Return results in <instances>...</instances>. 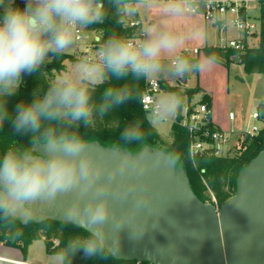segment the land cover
Returning <instances> with one entry per match:
<instances>
[{"label":"clouds","instance_id":"1","mask_svg":"<svg viewBox=\"0 0 264 264\" xmlns=\"http://www.w3.org/2000/svg\"><path fill=\"white\" fill-rule=\"evenodd\" d=\"M194 2L168 0L162 15H183L185 7ZM108 4L118 12L134 14L137 5L150 10L154 0H108ZM104 15L101 0H27L23 8L12 6L9 0L0 16V127L8 124L16 135L29 138L28 144H17L0 155V227L14 228L17 221L27 220L30 209H43L75 191L78 194L64 208L63 215L76 223L82 221L87 232L67 240L48 264H72L81 250L100 260L115 256L118 237H110L109 225L112 232L120 229L145 202L141 196L126 216L111 220V189L116 176L128 169L129 163L123 158L119 168L101 181L103 162L87 150L88 143L73 126L88 127L96 116L103 117L138 99L140 93L127 82L129 79L147 81L162 73L180 79L209 72L216 64L214 55L192 58L178 54L189 37L167 25L150 24L139 42L111 35L94 55L84 57L71 72L53 80L43 95L10 106L24 74L38 71L49 54L67 51L77 31L101 22ZM109 78L125 83L106 87L97 103L95 90ZM182 103L176 92L157 95L148 113L149 121L162 123L173 118ZM146 138L139 119L125 124L119 137L128 145L143 144ZM155 162L176 169L183 166L184 159L178 151L157 152ZM133 187L125 190V196Z\"/></svg>","mask_w":264,"mask_h":264},{"label":"water","instance_id":"2","mask_svg":"<svg viewBox=\"0 0 264 264\" xmlns=\"http://www.w3.org/2000/svg\"><path fill=\"white\" fill-rule=\"evenodd\" d=\"M181 83H186V76ZM87 143V150L105 166L101 181L119 168L123 158L129 163L111 189L113 222L126 216L138 198H145L131 221L115 232L109 225L110 237H118L115 259L146 264H264V150L239 172L235 194L216 207L196 196L183 167L155 162L157 152L166 153L158 146L144 145L131 152L96 140ZM131 185L135 187L125 196ZM77 194L64 195L43 209H30L21 223L51 220L86 231L82 221L63 215Z\"/></svg>","mask_w":264,"mask_h":264},{"label":"trees","instance_id":"3","mask_svg":"<svg viewBox=\"0 0 264 264\" xmlns=\"http://www.w3.org/2000/svg\"><path fill=\"white\" fill-rule=\"evenodd\" d=\"M259 1V31L256 38L259 40L257 46L248 47L243 53H238L232 49H224L219 46H204L201 51L203 55H214L216 63L223 65L227 69L230 64L237 58L246 74H262L264 76V0ZM135 0H133V3ZM104 7L105 15L101 22L94 23L87 28L86 31H92L101 35L99 48L113 34L130 39L137 32V27H131L127 24V15L111 8L108 0H101ZM14 7L23 8L25 5L20 0H14ZM0 7V16L3 15ZM50 61L45 60L44 64L38 71L33 74H24L15 95L10 100L11 104L19 101H26L36 96L43 95L52 82V71H61L65 69V61H74L72 55L65 53L59 55L49 54ZM193 58V57H192ZM197 58V57H194ZM196 74V85L192 88L182 89L180 86L163 85L166 92H176L182 97V107L175 116V120L171 126L172 141L167 143L162 139L157 129L148 119V112L142 107V96L146 89V81L139 82L129 79L127 82L136 87L140 93L138 99L114 108L103 117L96 116L94 122L88 127L83 125L78 127L79 134L86 141H99L103 146L128 148L131 152L139 150L144 145L158 146L169 151H178L183 154L184 164L191 187L196 196L203 202H211L216 207H220L225 201L231 198L236 191V182L239 172L253 160L261 151L264 150V128L255 136H245L238 138L234 146L233 155L217 156L211 151L201 153L194 157L195 163L192 162L190 156V146L194 141L193 136L188 128L182 126L183 106L185 99L188 103H192L195 96L201 94V99L197 104H206L211 110L212 98L208 95L198 83V74ZM125 81H115L111 78L106 79L95 90L94 100L99 103L101 93L106 87L120 85ZM262 118H264V100L257 108ZM142 121L143 128L147 133L146 141L139 145H128L120 141L121 129L133 120ZM209 130H219L214 124H208ZM206 127V128H207ZM207 128V129H208ZM206 129V130H207ZM201 140L213 143L211 138L198 133ZM29 138L26 136H18L14 133L11 126L5 124L0 127V155L6 152L10 147L17 144L26 145ZM87 232L70 223H61L47 220L42 223L29 221L22 224L17 221L14 228L0 227V244L17 248L24 255L27 254L28 247L37 240H43L46 246V252L54 255L61 250L65 242L69 239L83 237ZM134 262V261H133ZM131 262L117 260L110 256L106 260H100L93 256H87L81 250L72 259V264H128Z\"/></svg>","mask_w":264,"mask_h":264},{"label":"built area","instance_id":"4","mask_svg":"<svg viewBox=\"0 0 264 264\" xmlns=\"http://www.w3.org/2000/svg\"><path fill=\"white\" fill-rule=\"evenodd\" d=\"M26 5L27 0H20ZM168 2V0H159ZM259 9L258 0H195L192 6H186L185 10L194 15H199L205 23L215 26L220 33H225L228 29H235L241 36L239 38H224L223 44L220 46L224 49H232L238 53H243L248 47H251L253 40L256 39V34L259 31L258 18L252 17V11ZM127 15V24L131 27H137L138 32L130 38V40L139 42L145 29L144 23L138 17H130ZM85 29L77 31L74 36V41L77 43L74 53L76 60H81L84 57L91 56V53L99 48L100 39L96 37L95 43L86 40ZM99 50V49H98ZM97 50V51H98ZM181 54L198 56L202 54L200 49H186ZM163 85H169V82L162 78H156L146 81V89L142 96V107L149 113L153 104L154 98L164 91ZM231 120L234 119V114L229 115ZM254 121L250 128L241 134L245 136H255L264 128V118H262L258 109L254 111L250 118ZM175 120V119H174ZM214 124L211 118V110L206 104L188 103L185 99L183 106L182 126L188 128L194 138L190 146V156L193 159L201 153L211 151L217 156H220L222 147L227 145L230 140V133L222 130L210 131L208 124ZM208 129H207V128ZM207 129V130H206ZM211 138L213 143H210L199 138V134ZM0 262L3 264H15L13 261L6 259L0 255ZM128 264H146L140 262H131Z\"/></svg>","mask_w":264,"mask_h":264},{"label":"rangeland","instance_id":"5","mask_svg":"<svg viewBox=\"0 0 264 264\" xmlns=\"http://www.w3.org/2000/svg\"><path fill=\"white\" fill-rule=\"evenodd\" d=\"M14 0H12L13 5ZM9 0H4V4H0L1 9L4 11L5 7L8 5ZM168 2H154V6L151 7L150 10L141 9L138 7L139 12L142 15H146L147 18L154 20L153 24L160 25L164 24L167 25L170 29H172L175 32L182 33L185 36L189 37V40L186 42L185 46L178 50V54H181L182 51L186 49L193 50L194 48H197L200 40L202 31L204 30L205 21L203 18L199 15L191 14L190 12H187L185 10L183 15H179L176 17H165L162 15L164 9L166 8ZM259 9H254L252 11V17L253 18H259ZM232 31H235V29H232ZM86 40L88 42H92L96 45L95 39L101 38V35L96 32L87 31L85 33ZM213 42H218L217 40L213 39ZM253 46H257L259 40L256 38L252 41ZM76 42L72 44V46L65 51V54L72 55L74 58L75 48H76ZM96 51L91 53V56L97 52L99 49L98 46L95 48ZM200 56V55H198ZM197 56V57H198ZM192 57V56H191ZM196 57V56H194ZM193 57V58H194ZM47 61H50L51 58H47ZM80 60H76L74 58V61H65V69L61 71L53 70V80L57 79L60 76H63L65 74H68L72 71L74 66L79 62ZM226 69L225 67L219 66L215 64L214 68L206 73H199L200 78H202L203 81H205L208 85H210L212 88L224 89L227 86H229L232 97L236 98L238 101L241 102L246 108L245 110V117L240 119L241 127L240 131L242 132L246 131L250 128V125L254 123V121L249 119V115H251L254 111H256V102L258 100L262 99L264 97V80H260L259 83H257L255 76H250L249 74H246L243 65L240 64V60H235L233 63L230 64L229 68ZM226 69V70H225ZM243 77L245 79V83L242 84L240 80H242L240 77ZM228 77H229V84H228ZM180 81L175 86H180ZM196 84V74L192 73L188 75V83L187 87H192ZM183 89V87H182ZM184 90V89H183ZM166 91H163L161 93H165ZM160 93V94H161ZM197 96H195L196 98ZM194 98V99H195ZM193 99L192 102H195ZM201 99V98H200ZM198 103V102H197ZM259 107V106H258ZM175 119V116L165 122L162 123H152L153 126L157 129L159 134L163 137V140L167 143H170L172 141L171 138V126ZM235 123V122H234ZM232 123L231 120L227 119L224 122L219 121V126L221 129H230L236 123ZM245 138V135L241 133H234L230 136V140L227 145L222 147V150L220 152V155L222 156H230L233 155L234 146L237 143L238 138ZM211 203V202H210ZM0 255H7L6 251L2 248V244H0ZM29 256L27 257L28 261L31 262H38V263H47L49 262V258L53 255H49L46 252V246L43 240H37L34 241L33 244L29 247Z\"/></svg>","mask_w":264,"mask_h":264},{"label":"crops","instance_id":"6","mask_svg":"<svg viewBox=\"0 0 264 264\" xmlns=\"http://www.w3.org/2000/svg\"><path fill=\"white\" fill-rule=\"evenodd\" d=\"M154 2L158 3V2H161V1L154 0ZM137 9H138V7H137ZM129 15H130V17H138L144 23L145 28L148 25L154 23V20H151V19L147 18L146 15H142L139 12V9L134 14H129ZM204 27L205 28L202 31L201 40H200V42H199V44L197 46V49H200V50L206 45H208V46H219L220 47L223 44L222 40L224 38H239L241 36L236 30L232 31V29H228L225 33L222 34L213 25L205 23ZM213 39L217 40L218 42H213ZM201 55H203V54H201ZM192 57H194V56H192ZM216 64L219 65V66L224 67L223 65H220L218 63H216ZM228 69L230 70L231 67L228 68ZM249 75L251 77L255 76L256 80H257V83H259V81L262 80V79L264 80V76L262 74H249ZM237 77H240V76H237ZM158 78H162V79L167 80L169 82L170 86H175L178 83V81H181V78L180 79H174L170 75H168L167 73H162ZM240 78L242 79L240 81L242 82V84H244L245 83V79L243 77H240ZM187 83H188V75L186 76V83H184V84L182 83L183 84V89L192 88V87H194L196 85L195 84L192 87H187L186 86ZM198 83H199V86L208 95H210L211 98H212L211 118H212L213 123L220 128V126L218 124L219 121L220 122H224L227 119L231 120L229 118V115L231 113H233L234 114V119L231 120V121H232V123L235 122L236 125H234L230 129H226V130L222 129V130H224L226 132H229L230 136L232 134H234V133H241L242 130L240 131V127H241V122H240L241 120L240 119L245 117L244 113H245L246 108H245V106L243 104H241L240 101H238L236 98L232 97V94H231L229 86H227L226 88H224L222 90L219 89V87L212 88L205 81H203L202 78H200L199 74H198ZM228 84H229V77H228ZM200 98H201V94L197 95V97L194 99L195 102H192V103H197L200 100ZM263 100H264V97L262 99L258 100V102H256V110H257L258 106L260 105V103H262ZM250 116L251 115H249L248 117L250 118ZM162 139H163V137H162ZM29 247H28V250H29ZM2 248L6 251L7 255H4V256L1 255V256L6 258V259H9V260L13 261L15 264H48V262L47 263H38V262L28 261L27 257L29 256V251H27V254L24 255L17 248H12V247H7V246H2Z\"/></svg>","mask_w":264,"mask_h":264}]
</instances>
